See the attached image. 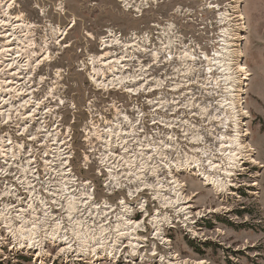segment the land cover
I'll use <instances>...</instances> for the list:
<instances>
[{
	"label": "bare ground",
	"instance_id": "1",
	"mask_svg": "<svg viewBox=\"0 0 264 264\" xmlns=\"http://www.w3.org/2000/svg\"><path fill=\"white\" fill-rule=\"evenodd\" d=\"M158 1L119 0L124 8L133 9L140 17L150 8H155L159 4ZM230 1L234 3V6L228 4L232 8L230 12H221V6L212 5L211 0H209L208 7H205V10L214 9L219 13L216 23L222 28L219 32L220 39L215 42L219 46L214 47L212 56L201 51L197 56L196 50H192L195 46H190L194 42L193 36L187 39L179 31V25L175 22L164 24L154 21L148 32L140 34L141 32L136 31L132 41L122 39L116 30L108 29L107 34L99 38L101 54L92 55L88 58V62L83 63V69H91L88 78L96 88L106 91L114 87L127 88L126 92L130 93L131 100L144 90V86L150 80L156 79L154 77L145 80L146 82L138 87L136 85V81L142 78H139L134 72L137 70L129 69V63L137 62V60L141 62L140 57L135 55L136 51L139 53V51L147 52L149 50L143 46L140 47V44L153 48L151 52H153L152 57L155 65H160L161 55L164 54L165 63L185 65L187 70L184 73L187 75L196 71L194 67L198 65L197 63H207V67L204 66L205 70L201 74L205 76L204 86L209 95L211 91H215V87L220 84L224 85V96L219 100L220 102L218 101L222 109H215L214 119L218 125L215 126V129L206 128L215 143L208 144L202 133L194 134V130L197 131L200 128L191 123H185V126L181 127L186 128L184 130L186 133L183 136H187L184 139L191 145L186 147L188 149H184L178 142L171 143L170 140L174 141L172 135L168 136L170 137L169 141L162 140L161 142L150 140V138H141L140 131L135 125L125 128L122 124L110 125V123H106L107 126L98 127L92 115L93 109L96 107L92 103L89 105L91 118L87 129L85 128V141L89 145V152L93 157L85 154L86 161L91 162V159L94 158L100 166H106V176L109 181L106 184L108 183V186L116 184L121 188V191L124 189L135 197L143 190H148L152 198L160 203V209L165 211L157 209L158 213L150 216L149 225L156 231L154 237L162 238L166 249H169L167 243L169 239L162 234L163 229L160 225L163 221L164 224L170 222L169 213L175 214L181 219L183 226L194 236H199L190 224V222L195 223L191 221L193 220L192 216H195V211H193L194 206L190 203L191 198L184 195L187 184L179 179L181 175L189 173L199 178L202 185L209 186L215 196L219 197L217 198L219 200L220 196L225 194L237 197L235 189L240 187L237 183L238 175L241 172L245 174V171L249 169L245 167V163L258 164V161L254 159L255 151L249 142L250 133L245 124V121L250 117L244 106L246 82L250 77L247 67L243 63L244 53L242 50L244 34L247 32L246 18L243 14L241 0ZM14 5L16 6L15 0H0V29L5 30L4 28L9 26L8 30L0 32V39H7L6 41L9 43L6 47L0 46V74L3 71L6 73V70L13 71L9 74L10 78L0 81L2 84L0 87V117L9 123L11 119L20 117L21 113L26 111L25 115L23 114L24 119L31 124L34 122L38 124L37 132L30 134L33 137L29 138L31 137L29 136L28 138L32 142H41L39 147L44 149V154L40 153V157H38L32 144L31 150L22 151V145H20V147L18 146L19 151L16 152L17 148L14 145L10 146L14 140L7 143L12 139V136L6 135L9 137L6 140L3 137L0 138V174L2 176L6 173L12 174V181H9L11 184L5 185L4 183L0 190V248H3L5 244H11L16 248L21 246L25 250L32 249L34 250L33 256L38 258L37 263L40 262V264H43L48 257L44 249L48 243L59 246L55 258L75 254V261L86 260L91 262L90 264L94 263V259L107 261L106 256L101 257L100 255H106L108 252L110 255L114 248L113 252L123 251L122 255L134 263L135 257H137V248L143 247L139 241L143 222H136L131 217V201L133 200L123 197L120 201L121 206L107 207L105 198L104 204L99 206L95 202L92 190L88 189L91 186L90 181L87 180L83 184V182H78L79 179L73 175L74 171L70 168L73 155L69 152L70 150L67 151L70 147H66L68 141L66 142L62 129L59 128L61 124L58 123L56 128L49 126L50 117L54 116L55 109L50 105H45L49 103L52 95L48 94L49 99L34 103L36 107L31 105L35 102L31 99L37 96L39 90L35 87L26 89V81H23L25 75H19L22 74L19 73V70L24 66L22 63L25 61H21L22 57L18 53L24 48L29 50V53L27 50L24 51L28 53L27 66H30L31 61L39 57V54L31 56L34 52L31 47H37V43L33 39L34 34L31 30L33 26L26 20L23 12L11 18ZM171 11L174 20L177 17H188L191 14L189 9H183L180 6ZM73 26L74 23L70 29ZM56 30L53 33L63 35L61 29ZM151 32H155L154 39L152 35H148ZM67 34L68 31L65 35ZM89 37L93 38L92 35ZM23 43L28 45L25 46ZM136 44H139L137 48ZM157 44L160 45L159 48L156 47ZM44 46L45 52L35 59L36 66L41 67L54 60L46 41H44ZM130 51L132 54L128 55L127 53ZM139 66L141 71L146 70L142 64ZM178 71L182 72L180 69ZM198 71L199 77L201 74L200 70ZM215 72H218L220 76L216 77ZM145 73L147 72L145 71ZM57 75L58 79L62 77L60 72H57ZM25 78L27 77L25 76ZM129 81L133 82L125 85ZM43 82L45 81L43 80ZM188 82L185 83L188 84ZM55 83L58 84V82ZM182 84L176 83L172 90L180 91L182 87L187 86V84L185 86ZM59 87L52 89V93H58ZM146 89L143 91L144 93L148 91ZM192 99L188 100L187 107H195ZM159 104L162 105V102ZM111 107L118 112L119 108L115 105H111ZM200 109L203 112L208 111L206 106ZM210 116L207 115V119L211 122L213 117ZM140 121H143L142 117ZM161 121L163 122V120ZM27 127H23V133ZM195 145L199 146L194 147ZM179 151L180 154L183 153V156L180 158L178 155L175 161L172 160L170 158L172 153ZM39 161L43 163V166ZM162 166L167 169L164 170ZM189 168L192 170L189 171ZM102 171L99 172L102 173ZM253 184L256 187L257 183L246 184V186L251 187L254 186ZM12 185H16L15 190L11 189ZM224 209L230 211L224 206H220L217 211ZM211 211L213 212V210ZM202 214L203 212H199L198 216ZM126 236L127 238L132 236L129 239L130 242H126L127 245H130V249H120L117 244L123 241ZM143 240L147 241V239ZM103 249L106 250L103 251ZM162 257L163 261L168 264L208 263L206 260L194 261L188 258H179L178 260L177 254L162 255ZM144 260L146 257L142 255L140 261Z\"/></svg>",
	"mask_w": 264,
	"mask_h": 264
},
{
	"label": "rangeland",
	"instance_id": "2",
	"mask_svg": "<svg viewBox=\"0 0 264 264\" xmlns=\"http://www.w3.org/2000/svg\"><path fill=\"white\" fill-rule=\"evenodd\" d=\"M15 1L16 6L14 5L15 8L11 11V18L23 12L26 20L33 26L31 30L37 47H31L34 51L31 56L38 53L40 57V54L45 52L44 41H46L54 59L51 63L40 67L36 66L35 59L39 58L37 57L31 61L30 66H27L26 61L29 60L27 55L29 50L24 48L23 51H20L21 53H18L22 57L21 61H25L22 63L24 66L19 70V73L22 74L19 75L27 77L23 76V81L25 80L27 84L26 89L35 87L39 90L37 96L31 99V101H35L31 105L36 107L34 103L49 99L48 94L52 95L49 103L45 105H50L51 108L55 109L54 116L50 117L51 120L48 118L51 121L49 126L56 128L58 123L61 124L59 128L62 129L66 142L68 141L66 147H70L67 151L70 150L69 152L73 155L70 168L73 171L81 172L84 176L82 178H87L84 179L85 181L93 179L94 173L98 169H106V166H100L94 158L91 159V162H87L85 159V154L93 157L92 153L89 152L90 147L85 141L87 124L91 118V115H89V105L91 103L96 107V109H93L92 115L98 127H105L107 126L106 123H110V125L122 124L125 128L135 125L140 131L141 138L162 141L170 139L168 136L172 135V139L181 144L184 149H188L186 147L191 145L189 141L184 139L187 136H183L186 133L184 131L186 128L181 126H185V123H191L200 128L197 131L192 128L194 134L202 133L208 144L215 143V140L207 133L206 128L215 129V126L218 125L214 119L215 109H222L219 100L224 96L225 90L224 85L220 84L209 95L204 86L205 76L201 74L205 70L204 66L207 67V63H197L198 65L194 67L196 71L187 75L185 74L187 70L185 65L165 63L164 54L161 55L160 65H155L151 46L147 47L149 49L147 52L139 51L138 54L135 52L140 57L141 62L137 60V62L129 63V69L131 68L132 71L137 70L134 72L139 78H142L136 81L137 87L144 84L145 80L154 77L156 79L150 80L144 86V90L139 92L138 96L133 97V100H131L130 93L126 92L127 88L114 87L109 91L96 88L88 78L91 69H83V63L88 62L90 56L101 54L99 38L106 35V30L115 29L119 35L128 39L131 32L138 31L141 32L140 34L148 32L154 21L164 24L175 22L179 25V31L187 39L193 36L194 42H190L192 44L190 46H195L192 50H196L197 56L200 54L199 51L212 56L214 47L219 46L215 42L220 39L221 34L219 32L222 28L216 23L219 13L215 12L214 9L205 10V7L207 8L209 5V0H159V4L153 9L150 8L148 12H144L142 17L134 15L132 11L127 10V7L124 10L122 8L123 4L117 0ZM211 2H213L212 5H220L221 12H230L232 11L230 6H234V3L230 0H217V3L211 0ZM240 2L247 26V32H245L242 42L243 63L250 74L249 80L246 82L244 95V106L250 117L245 121V124L250 133L249 142L255 151L254 159L258 161V164L245 163V167L249 169L245 171V174L241 172L238 175L237 183L240 187L236 188L238 189V192H236L237 197L225 194L222 197L220 196L219 200L217 199L219 197L215 196L209 186L202 185L199 178L189 173L181 175L179 179L187 184L184 195L191 198L190 203H193V211H195L194 208H208L213 211L216 209L217 211L222 205H226L230 211L225 214V217L218 214L214 217L210 216L208 217L209 220L204 223L199 221L196 226L190 222L192 229L197 231L199 237L205 234V237H210L212 240H206L205 237L191 240L188 237L187 228L182 225H179L176 229H165L164 235L170 238L169 248L171 252L169 256L175 255L176 253L173 254L172 251H176L179 256L177 257L178 260L179 258H188L194 261L206 260L207 264H264V0H241ZM60 3H64V11ZM229 3L230 6H228ZM177 6L189 9L190 16L177 17L174 20L171 10L174 11ZM72 23H74V26L70 29ZM4 29L8 30L9 26ZM56 29H61L63 35L53 33L57 31ZM5 30L0 29V32ZM67 31L68 34L65 35ZM149 34L152 35L153 39L156 36L154 35L155 32ZM89 35H92L93 38ZM6 40L0 39V46L6 47L9 44ZM213 42L214 44H212ZM23 44L28 45L27 43ZM187 44H189L188 41ZM156 47L159 48L160 45L157 44ZM20 48L22 49V46ZM26 50L28 53L24 52ZM2 62H5V60H2ZM139 64L146 68L147 73L140 70ZM178 69L183 73L179 72ZM198 70H200V78L197 74ZM12 72L6 70L5 73L3 71L0 74V81L10 78L9 74ZM57 72H60L62 76L59 79ZM215 75L216 77L220 76L218 72H215ZM181 80L183 81L181 82ZM184 81L189 82L187 84ZM1 82L0 87L2 86ZM55 82H58V84ZM132 82L129 81L125 85ZM176 83H184L182 85L187 84V86L182 87L180 91L172 90ZM58 86H60L58 88L59 92L53 94L52 89H56ZM145 88L148 90L146 93L143 92ZM189 99H192L195 107H187ZM17 102L19 103V101ZM160 102H162V105L159 104ZM111 105L119 108L118 112ZM203 106H206L207 112L200 109ZM157 112L158 114H156ZM24 113L26 111H23L21 116L17 117L18 119H11L9 123L3 121L0 117V138L3 137L6 140L12 136V139L7 143L14 140L10 146L14 145L17 148L15 149L16 152L19 151L18 146L20 147V145H22V151L26 152L31 150L30 148L33 145L34 151L40 157V153L44 154V149L39 147L41 142L38 141L37 143L29 140L33 137L30 134L37 132L38 124L36 122L31 124V122L25 120ZM207 115L213 117L210 116L212 118L211 122L208 121ZM141 117L143 121H140ZM128 121L129 125L127 126ZM24 126H28L25 133L22 131ZM198 146L195 145L194 147ZM175 154L177 158L178 155H180V158L183 156L180 151L178 153L174 152L170 157L172 160H174ZM39 163L43 166L41 161ZM1 176L2 174H0V183L12 181V174L6 173ZM252 183H257L256 187L255 184L251 187L246 186V184ZM97 185H100V183H97ZM231 189L234 190L235 188ZM220 200H223V202ZM208 223L214 225L207 228ZM197 227L202 232L197 230ZM48 251L52 255L48 257V260L53 261L56 250L49 248ZM161 251L162 249L160 253ZM31 257H33V253L15 254L10 253L8 249H4L0 253V264H35ZM48 260L45 262L46 264H48ZM36 264L38 263L36 262ZM159 264H162V262Z\"/></svg>",
	"mask_w": 264,
	"mask_h": 264
},
{
	"label": "built area",
	"instance_id": "3",
	"mask_svg": "<svg viewBox=\"0 0 264 264\" xmlns=\"http://www.w3.org/2000/svg\"><path fill=\"white\" fill-rule=\"evenodd\" d=\"M117 1L119 2V0H117ZM119 3H121V2H119ZM122 8L124 9V6ZM127 10L128 11H132L134 13V15H138V13H136V11H134L131 8H128ZM134 33L135 32H131V35H130V37L128 39L122 37V35H119L118 33L117 34L122 39H125L127 41H132L134 39L133 38L134 37ZM137 45H139V44H136V48H137ZM141 46H143V48H147L148 47V46H145L144 44H142ZM133 50H135V48H133ZM136 53L138 54V51H136ZM136 53H135V55H137ZM127 54L130 55V54H132V52L130 51V53H127ZM165 141H169V140L166 139ZM157 142H159V141H157ZM170 142L171 143L172 142L175 143L177 141L176 140H174V141L170 140ZM176 158H177V155L175 154L173 159L175 160ZM192 165H194V163H192ZM162 167H163L164 170L167 169L164 166H162ZM190 170H192V169L189 168V171ZM99 171H101V170L98 169V171H96L94 173V178L93 179H89L88 178L89 179L88 181H90V185L91 186L90 187L87 186V187H88V189L90 188L92 190V193L94 194V198L96 199L95 202L98 203L99 206H100V205L104 204V201H105L104 199L106 198L107 207H112V206L116 207L117 205L121 206L120 201H121V199H123V197L125 199L131 198V200H133V201H131V203H132V206H131L132 215H131V217L136 222H143L142 223L143 224L142 225L143 228L140 230L141 238L139 239V241L143 244V247L137 248V250H138L137 257H135L136 260H135L134 263L132 261L127 260V258L124 257V255H122L123 251L122 252L120 251L119 253L118 252H113L114 248H112V254L109 255V252H108L106 255H104V254L100 255L101 257L106 256L107 261H108L107 263L103 259L99 260V261L97 259H94V263H92V264H104V263L105 264H111V263H113V264H149V263L159 264L161 262H162V264H167L165 261H163L162 255L163 256L164 255L168 256L169 253L171 252V249L170 248L166 249L165 244H163L164 241L162 240V238L159 237V239H157V238L154 237V234L156 233V231L154 230V228L152 226L149 225V219H151L150 216L158 213L157 209H159V211L160 210L163 211V212L165 211L163 209H160V206H161L160 203H158L155 200V198H152V196H151V194L149 193L148 190H143L138 196L136 195V197H135V195H133V196L130 195L124 189L121 191V188L117 187L116 184H113L112 186H108L109 184L108 183L106 184V182H109L107 180V176H106V174H107L106 169H104L102 171V173H100ZM41 174L43 175V173H41ZM73 175L75 176V178L79 179L78 182H81V183L83 182V184L85 183L84 179H87V178H84V179L82 178L84 176L82 175L81 172L74 171ZM10 183L6 182L5 185H10ZM97 183H100V185H97ZM3 185H4V183H0V186H1L0 190L2 189ZM15 187H16V185H12L11 189L13 188L12 190H15ZM235 192H238V189H236ZM220 201L223 202V200H220ZM223 206L226 207V205H222L221 207H223ZM194 210L196 212H195V216H192V218H193V221L195 222V223H193L195 226L198 225L199 221H202V223H204L205 221L209 220L208 217H210V216L214 217L215 215L218 214L219 216L225 217L226 216L225 214H228V212H229V211H226V209L221 210L219 213L216 211V209H215V211L212 212L208 208H202V209L194 208ZM199 212H203V214L198 216ZM169 218L171 219L169 223H165L164 224L163 223L164 221H163L161 223V225H160V226H162V229H163L162 230L163 231V233H162L163 235H164L165 229H170V228L176 229V228H178L179 225L183 226L181 219H179L175 214L169 213ZM211 225H214V224L208 223L206 225V227L208 228ZM183 227H185V226H183ZM197 230L200 231V228L197 227ZM187 232H188V237L191 240H196V239H199L201 237H203V238L205 237V234L204 235L202 234V236H200V237L199 236L196 237L191 232H189V231H187ZM200 232H202V231H200ZM3 233H6V232H3ZM131 237L132 236H129L127 238V236H126L123 241H121L119 244H117V247H119L120 249H123V248H126L127 250L130 249V245L129 244L127 245L126 242L129 241V239ZM164 237L167 238L165 235H164ZM205 238H206V240H212V238H210V237H205ZM143 239H147V241H144ZM168 239L170 241V238H168ZM169 241L167 242L168 244H170ZM9 243H11V242H9ZM125 243L127 245L126 247L124 246ZM112 245L113 244H111V246ZM58 247H59L58 245H53L52 243H48L46 245V248H45V252H46L45 254H47L48 257L52 256L49 253L48 249L49 248L55 249L56 253H57L58 252L57 251ZM4 249H8V251L10 253H15V254H19V253L30 254V253L34 252V250H32V249L25 250L24 248H21V246L16 248L15 245H11V244L3 245V248H0V253H2ZM161 249H162V251L160 253ZM105 250L106 249H103V251H105ZM155 252H157V253H155ZM172 252H173V254L176 253L178 255V253L176 251L175 252L172 251ZM142 255L144 257H146V260L140 261L141 258H142ZM54 256H55V254H54ZM48 257H47V259L44 260L43 264H46L45 262L48 260ZM31 258H33L34 263L36 264L38 258L36 256H33ZM75 258H76L75 254L74 255L73 254H68L65 257H63V256L62 257H57L53 261L52 260H50V261L48 260V264H85V263L86 264H90V262H88L86 260L85 261L84 260L75 261L74 260ZM38 264H40V262H38Z\"/></svg>",
	"mask_w": 264,
	"mask_h": 264
},
{
	"label": "flooded vegetation",
	"instance_id": "4",
	"mask_svg": "<svg viewBox=\"0 0 264 264\" xmlns=\"http://www.w3.org/2000/svg\"><path fill=\"white\" fill-rule=\"evenodd\" d=\"M60 4H61V3H60ZM61 5L63 6L62 8H63V11H64V9H65V8H64V7H65L64 3H62ZM207 7H208V6H207ZM56 11H57V9H56ZM57 12H58V11H57ZM242 212H243V211H242Z\"/></svg>",
	"mask_w": 264,
	"mask_h": 264
}]
</instances>
